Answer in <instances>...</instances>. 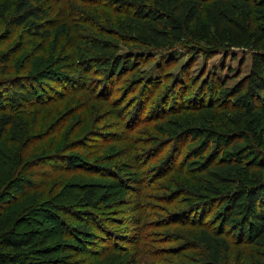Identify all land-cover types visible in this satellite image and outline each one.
Returning a JSON list of instances; mask_svg holds the SVG:
<instances>
[{
	"label": "trees",
	"instance_id": "trees-1",
	"mask_svg": "<svg viewBox=\"0 0 264 264\" xmlns=\"http://www.w3.org/2000/svg\"><path fill=\"white\" fill-rule=\"evenodd\" d=\"M45 0H19L15 8V15H17L14 24L16 26H28L29 30L36 37L41 38L43 41L50 38L49 28H43L42 22L46 16L49 15L41 4ZM131 3L137 7V16L127 15L126 18L130 21L129 34L132 41L139 47L158 49H171L181 44L184 40H189L195 43L197 47L193 48V54H204L207 57H212L219 53V51H231L236 49H247L251 53V69L248 75L239 81L233 87H225L224 84H219L220 81L212 80L211 83L205 87L209 90L212 100L208 104L205 103L206 98L199 103L186 104L180 98V110L175 113H180L184 110L199 111L202 109H230L236 112L233 117V122L240 125V131L237 132L239 137L250 135V138L257 143L259 147H264V115L260 107L264 104V0H130ZM123 3L124 1H120ZM7 4L5 3V8ZM101 31L98 30L97 34ZM84 35L83 33H79ZM80 47L81 55L79 60V67L86 73L92 72L94 75H100L103 80L104 88L86 86L83 82V74H61L56 71H49L44 78L46 81L51 80L54 82H65L72 86L78 82L79 91H87L89 94L96 96L104 104L107 103L111 107L117 104L118 101H123L122 96L115 98V86L120 84L121 79L130 73L134 62L119 55V41L116 38L103 39L101 37L91 39L85 35ZM91 48V52L87 53V49ZM90 51V50H88ZM84 55V56H83ZM11 56L5 52L0 54V72L6 74L9 69V61ZM36 68V67H35ZM101 73V74H99ZM28 76L17 78H9L6 81L16 84L24 83L29 86L32 92H35L34 103L33 100L25 99V93L12 92L7 96L8 92H4L3 96L0 94V142L6 136L13 141L16 146L14 153L11 156V164L13 167L14 180H5L3 175L0 177V264H67L65 257L60 256L59 251L63 252L64 249L59 250L57 246L49 244L50 233L45 228V224L36 220V212L39 210L40 202L30 197L29 204L18 205L17 187L14 185L16 179L22 181L19 188L23 190L26 183L31 180L27 176L21 175V169L32 167H39V161L45 157L54 158V161L63 163L59 168L54 167L52 171H69L72 173L80 174H94L99 177L108 179H118L119 175L116 170L118 168H110L109 166H102L104 162L113 161L118 157H128L127 161H132L134 166L133 180L125 177L120 178L121 189L129 191L130 198L118 201L117 206L130 205V208L120 210L118 214L122 215L118 220H107L110 226L120 225L124 226L127 223H132L136 228L135 234L131 238L115 236L109 229H101L102 232L115 239L111 244L106 245V241L99 242V248L94 250L80 249V253L92 254L95 258L102 259L99 264H118L119 262L128 264H188V262L177 261L174 258H183L187 251H192L196 246L201 248V252L196 256L193 264H223L224 255L230 252L232 244L227 238L226 233L221 229L218 231L209 223L201 222L198 225L189 223L190 216L210 215L211 209H214L216 201L223 197L230 198L229 214L223 226L225 229L228 225L232 224L233 215L238 211H243L250 214L249 221L253 225L254 231L250 234L255 245H264V157L260 152L256 153V157L262 160V170L251 172L250 167H253L251 161L239 160V164L222 163V160L216 161L218 155L223 153V145L217 139L219 130H217V123L208 121L205 133L208 135L198 143L194 144L189 151L184 154L185 147L189 144L188 140L194 132L198 133L197 126L193 123L183 119L173 121L171 127L170 139L163 143L153 144L152 142H142L143 145L150 146L147 150L134 148V143L131 138L124 136V134H117L116 132L105 131L103 128L93 130V138H102L103 141L89 143L84 136L81 139L72 140L69 143L62 144L55 150V154H38L34 158L25 161L27 151L37 143H41L49 137V134L61 132L64 125L60 124L57 118L52 124L51 128H44L36 130L32 122L24 115H17L15 110L19 109L20 100H26L30 104L36 105L34 112L40 111L41 105H47L48 102L62 101L64 96L62 94L54 99L48 98L45 101L44 85L40 84L42 77L33 76V72L29 71ZM58 77V79L56 78ZM97 80V81H101ZM219 83H218V82ZM36 82V84H35ZM101 84V85H103ZM142 85L134 86L130 94H134L139 90L141 102L138 107V114L140 111H146L148 102L152 97V90L145 91ZM216 88L214 90V88ZM8 91V90H7ZM72 94L77 93L71 92ZM70 93V94H71ZM207 93V92H206ZM6 95V96H5ZM183 95V94H182ZM137 97L136 102L139 99ZM119 99V100H118ZM210 100V99H209ZM134 102V104L136 103ZM133 104V105H134ZM132 105V104H131ZM165 108H168V104ZM19 107V108H18ZM129 107V106H128ZM102 108H97V114L101 113ZM123 110L120 114H123ZM164 111H166L164 109ZM127 112V111H126ZM167 113L158 116L157 119L163 118ZM123 116V115H121ZM130 118V115H128ZM214 114H212V117ZM155 119V118H154ZM161 120V119H160ZM96 121H99L96 117ZM152 116H147L144 119L138 118L134 123H126L125 126L129 127L130 132L141 125H148L153 122ZM90 122L94 120L90 117ZM96 123V122H95ZM37 123H34V125ZM62 125V126H61ZM224 125V124H223ZM48 130V131H47ZM205 131V129H202ZM38 131V132H36ZM47 131V132H46ZM71 130L69 131V133ZM212 135V136H209ZM219 135L223 136L226 140L235 137L236 133L231 130L221 131ZM213 140L211 137H215ZM233 137V140H234ZM195 138H192L194 141ZM232 141V140H231ZM109 142H127L125 146L115 153L110 154L108 157L102 159L104 155L97 157L95 160H90L80 156H67L64 150L82 149L87 153L86 157H95L105 148L106 143ZM131 142V143H128ZM233 151L242 154L243 148L239 140H234ZM145 149V148H141ZM168 150L167 154L166 151ZM41 151H44L42 149ZM207 151L205 159L202 156ZM242 152V153H241ZM163 154L165 156L161 157ZM52 155V156H50ZM54 155V156H53ZM60 155V156H59ZM35 156V155H34ZM60 157V158H59ZM196 160L192 161V159ZM181 160L180 162L178 160ZM242 159H244L242 157ZM212 160V161H211ZM192 161V162H191ZM209 161L211 164L207 167ZM155 162L153 166L146 167L149 163ZM41 163V162H40ZM191 163L196 166L190 168ZM161 164V165H160ZM42 165V164H41ZM158 165L161 166L158 170ZM246 166V167H243ZM243 168L240 173L236 168ZM139 172V175H138ZM142 173V174H140ZM177 173L178 175L192 174L196 176L198 186H185L170 187L165 194V201L167 205H171L172 210L164 212L158 221H147V209L143 201L136 200L141 197L142 191L140 185L150 182V186H154L155 181L163 179L165 176ZM19 175V176H18ZM157 175V176H156ZM52 176V175H49ZM66 179V177H62ZM73 178L68 179V183L63 185L62 189L78 187L75 197L79 203L78 217L79 219H87L76 226V233L82 237L93 235L89 227V219L91 213L89 207L104 205V200L107 199L108 193L100 194L95 187L99 184L87 183L78 185L73 181ZM188 185L193 184L190 178L184 180ZM172 182V181H171ZM107 183V182H106ZM173 183V182H172ZM139 184V186H137ZM127 185V186H126ZM175 184L173 183V186ZM224 191L230 187H235ZM105 187L112 188L113 184H106ZM50 190L49 199L45 200L48 205L50 199L55 197ZM60 193V192H59ZM134 195V196H133ZM218 197V198H217ZM43 204V203H42ZM183 204V205H182ZM111 205L105 201V206ZM182 205V206H180ZM66 217H74V214L69 206L52 205ZM56 212H47L45 219L52 221L58 220ZM128 215H130L128 217ZM127 217V218H125ZM206 216L204 219H207ZM114 219V217H113ZM189 220V221H188ZM47 222V220H45ZM34 223V225L27 226V223ZM153 223V224H152ZM198 227V232L193 236L187 237L183 233H175V227ZM251 226V225H250ZM99 228V227H98ZM165 229L166 232L162 235V242L168 245L165 248L149 249L142 240H147L149 235L147 230ZM171 229V230H170ZM245 230V229H244ZM73 231V232H74ZM234 231V230H233ZM241 236L244 238L243 231ZM72 235V234H71ZM74 235V234H73ZM78 235V236H79ZM74 237V236H72ZM75 238V237H74ZM189 238V241H188ZM141 242L143 244H141ZM177 243L175 246H172ZM183 243V244H181ZM198 247V248H199ZM151 250V251H150ZM166 257L163 260L158 258ZM246 257L250 260L251 264H264V254L257 252H248ZM105 259H110L105 262Z\"/></svg>",
	"mask_w": 264,
	"mask_h": 264
},
{
	"label": "rangeland",
	"instance_id": "rangeland-1",
	"mask_svg": "<svg viewBox=\"0 0 264 264\" xmlns=\"http://www.w3.org/2000/svg\"><path fill=\"white\" fill-rule=\"evenodd\" d=\"M45 0L41 4L49 15L42 21L44 23L43 28H49L51 34L48 40L43 41L41 38L36 37L29 30L28 26H16L14 20L15 8L19 0H0V54L7 52L11 56L9 63V69L6 70V74L0 72V94L3 96L4 92H8L9 96L12 92H22L26 94L25 99H35V92H32L29 86L22 83L16 84L6 81L9 78H17L22 76H28V72L32 71L33 76L42 77L39 81L40 84L44 85L45 101L49 97L57 99L61 94L64 96L62 101L48 102L47 105H41L40 111L34 112L36 105L30 104L26 100H20L19 109L15 110L17 115H24L29 122H32L33 127L36 130H42L51 128V124L58 118L60 124L64 125L61 132L49 134L47 139L41 143H37L31 149L27 151L25 161L30 160L32 157H36L38 154H55L56 148L62 144L69 143L75 139H81L83 136L88 140L89 143L102 142V138H93V130L103 128V130L110 132H116L117 134H124L129 136L134 143V148H140L141 150H147L150 146L143 145L142 142L146 143H163L170 139L171 127L173 121L177 119H185L193 123V126H197L198 133L194 132L191 138L188 140L189 144L185 147L184 154H186L194 144L198 143L208 135L206 127L208 121L217 123V130L219 133L225 130H231L236 133L234 140H239L241 147L243 148L242 154L233 151V137L230 140H226L223 136H217V139L223 145L222 155H218L216 161L222 160L225 165L228 164H239V160L251 161L253 167H250L251 172L262 170L260 166L262 160L256 157V153L260 152L262 158L264 157V147H259L255 141L250 138V135L239 137L237 132L240 131L241 126L233 122V117L236 115L235 111L230 109L219 110V109H202L199 111L184 110L180 113H175L180 110V98L182 97L183 102L186 104L199 103L203 97L206 98L205 103L208 104L212 100V96L209 90H205L212 80L220 81L219 84H224L225 87H233L245 78L251 69V53L247 49H236L231 51H219L218 54L212 57H207L204 54H193V48L197 47L194 43L189 40H184L181 44L174 48L158 49L141 47L132 41L129 34L130 21L126 18L127 15L137 16V7H135L130 0ZM5 3L7 4L5 8ZM101 31L100 33H96ZM83 33L89 36L91 39L101 37L103 39L116 38L119 41V55L121 57L130 59L134 62V67L131 68L130 73L125 75L120 84L115 86L114 97L118 98L122 96L123 101H118L111 107L107 103H103L96 96L89 94L87 91H79L78 82L75 81L74 86L65 82H52L51 80L46 81L44 76L51 70L60 72L61 74H83V82L86 86H102L104 88L103 80L100 75H94L92 72H85L79 67V58L81 55L80 45L84 41V37L79 33ZM90 50V51H88ZM91 51V48L87 49V53ZM93 54V53H92ZM84 56V55H83ZM36 67V68H35ZM101 74V73H99ZM58 79V77H56ZM101 80V81H97ZM139 88L144 87L145 91L152 90V97L148 102L146 111H140L138 114L139 103L141 97L139 90L134 94H130L132 88L138 85ZM36 84V82H35ZM103 84V85H101ZM214 85V84H213ZM214 88V87H213ZM216 88H214L215 90ZM8 90V91H7ZM72 94L71 92H76ZM207 92V93H206ZM71 93V94H70ZM183 94V95H182ZM6 96V95H5ZM139 99L136 102L137 97ZM210 99V100H209ZM119 100V99H118ZM134 102H136L134 104ZM34 103H36L34 101ZM132 104V105H131ZM134 104V105H133ZM168 104L169 107L165 108ZM129 106V107H128ZM97 108H102L101 113L97 114ZM164 109L166 111H164ZM123 110H126L123 114H120ZM262 114L264 115V104L260 107ZM167 113L163 118L157 119L158 116H162ZM212 114L214 116L212 117ZM123 115V116H121ZM130 115V118H128ZM152 116L153 122L148 125H139L135 131L129 130L128 126H125L123 122L134 123L138 118H145ZM90 117L94 122H90ZM99 119V121H96ZM155 118V119H154ZM96 122V123H95ZM34 123H37L34 125ZM224 124V125H223ZM61 125V126H62ZM202 129H205L202 130ZM71 132L69 133V131ZM36 131V132H38ZM48 131V130H47ZM46 131V132H47ZM40 132V131H39ZM209 136H212L209 134ZM192 138H195L192 141ZM213 140L215 137H211ZM99 140V141H98ZM232 140V141H231ZM104 142V141H103ZM131 143V142H128ZM127 142H109L106 143L104 149L100 151L95 157H86L87 153L82 149L64 150V154L67 156H80L90 160H95L97 157L104 155V158L110 154L121 152L123 146ZM16 144L6 136L5 139L0 142V177L3 175L5 180H14L13 167L11 164V156L14 153ZM145 148V149H141ZM44 149V151H41ZM169 149H167L166 154ZM37 152V153H36ZM207 151L202 156L204 157L209 154ZM163 154L161 157L165 156ZM35 155V156H34ZM52 156V155H50ZM54 156V155H53ZM60 156V155H59ZM242 157L244 159H242ZM60 158V157H59ZM192 159V161L196 160ZM128 157L122 156L115 160L104 162L102 166H109L110 168H118L117 174L118 179H108L105 177H99L94 174H80L72 173L69 171H59L52 169L56 166L61 168L63 163L61 161L56 162L54 158L45 157L40 160L39 167H32L30 169H21L23 176H27L31 182L26 183V187L21 190L19 185L22 181L16 179L14 185L17 187L16 197L18 205H26L30 202V197H33L36 201L40 202L39 210L36 212V220L42 221L45 224V228L50 233L49 244L57 246L59 250L64 249L65 251L59 254L65 257L67 264H99L102 259L95 258L92 254L80 253V249L83 250H94L98 249L99 242L106 241V245L111 244L115 239L111 236L102 232L101 229H109L115 236L131 238L136 231V228L132 223H127L124 226L108 224V219L118 220L122 218V215L118 214L120 210L130 208V205H123L118 207L117 202L123 200V198L129 199L130 193L124 189L119 188L120 178L125 177L133 180L134 169H130L134 166L132 161H127ZM181 161L180 159L178 160ZM191 161V162H192ZM212 161V160H211ZM209 161L207 167L211 164ZM41 162V163H40ZM42 164V165H41ZM155 162H150L146 167L153 166ZM190 168L196 166L195 163H191ZM263 164V163H262ZM161 165V164H160ZM161 166L158 165V170ZM246 167V166H243ZM151 168V167H150ZM238 173L243 168H236ZM142 174V173H140ZM52 175V176H49ZM139 175V172H138ZM19 176V175H18ZM157 176V175H156ZM66 177V179H62ZM192 180L191 185L185 181L181 182V178ZM73 178L74 182L78 185L87 183L99 184V187H95L98 191L99 196L103 193H108L107 199L104 200V205H95L89 207V211L92 216L89 219V227L93 235L84 236L77 234L76 226L87 219H79L78 210L79 203L75 195L79 191L78 187L62 189L63 185L68 183V179ZM125 181H127L125 179ZM175 184L173 186V183ZM107 182V183H106ZM154 186H150V182L144 185H140L143 189L141 197L139 196L136 200H140L145 204L147 209V221H158L164 212L171 209V205H167L165 201L166 191L170 187L185 186H198L194 184L196 182V176L192 174H177L171 173L165 176L159 181H155ZM112 183L113 187H105L106 184ZM118 185V186H117ZM127 186V185H126ZM139 186V184L137 185ZM230 187L223 189L224 191L233 189ZM57 193L55 197L50 199V204L45 203V200L49 199L50 190ZM167 189V190H166ZM60 192V193H59ZM134 196V195H133ZM218 198V197H217ZM230 198L223 197L219 201H216L214 209H211L210 215H192L190 216L189 223L207 222L215 228L216 231H224L227 238L232 244L230 252L224 255L223 264H251L250 260L246 257L247 253L257 252L264 254V245L259 246L253 243L250 234L254 231L253 225L250 224L249 215L243 211H238L233 215L232 224L228 225L225 229L223 226L226 222L227 216L230 212L229 205L231 203ZM105 201L111 205L105 206ZM43 203V204H42ZM69 206L74 214V217H66L57 209H54L52 205ZM183 205V204H182ZM180 205V206H182ZM47 212H56L58 220L53 219L49 221L45 219ZM130 215H128L129 217ZM206 216L207 219H204ZM114 217V219H113ZM127 218V217H125ZM47 220V222L45 221ZM153 224V223H152ZM34 225V223H27V226ZM251 225V226H250ZM99 227V228H98ZM245 229V230H244ZM75 230V231H74ZM171 230V229H170ZM175 233L180 232L185 234L187 237H192L193 234L198 232V227H175ZM234 230V231H233ZM74 231V232H73ZM244 233V238L242 232ZM166 232L165 229L151 228L147 230L149 235L147 240H142L146 246L149 245V249H160L165 248L168 245L161 243L162 235ZM72 234V235H71ZM74 234V235H73ZM79 235V236H78ZM74 236V237H72ZM189 241V238H188ZM141 242V244H143ZM174 243L172 246H175ZM183 244V243H181ZM196 246L192 251H187L183 255V258H175L174 262L184 261L188 264H193L196 260V256L201 252V248ZM151 251V250H150ZM166 257L158 258L163 260ZM110 259H105V262H109ZM118 264H128L119 262Z\"/></svg>",
	"mask_w": 264,
	"mask_h": 264
}]
</instances>
